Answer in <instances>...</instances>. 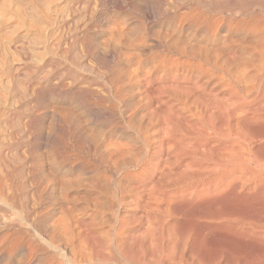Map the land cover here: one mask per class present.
Masks as SVG:
<instances>
[{
	"label": "bare ground",
	"instance_id": "1",
	"mask_svg": "<svg viewBox=\"0 0 264 264\" xmlns=\"http://www.w3.org/2000/svg\"><path fill=\"white\" fill-rule=\"evenodd\" d=\"M89 1L113 15L49 36L35 152L0 139V264H264V0Z\"/></svg>",
	"mask_w": 264,
	"mask_h": 264
},
{
	"label": "rangeland",
	"instance_id": "2",
	"mask_svg": "<svg viewBox=\"0 0 264 264\" xmlns=\"http://www.w3.org/2000/svg\"><path fill=\"white\" fill-rule=\"evenodd\" d=\"M4 1H6V0H0V19H2V21H0V23L2 22L3 24H1L2 25V27H3V31H1L0 32V40H2V41H4V43H2V42H0V43H2V44H4V45H2V44H0V84H2V85H0V90L2 89V91H0V106H1V108H0V111L3 113H5V111H6V113H8V114H3V116H0V132L2 131V134L0 133V139L1 138H6V139H8V141H6L5 142V145H7V146H5L6 147V149H7V147H8V151H9V156L13 159V163H14V165H15V162H16V166H18L19 164V167H23V161H24V158L26 159L27 157V159L29 160L30 159V157H29V149H32L34 152H35V150H34V147H35V145H36V141L37 140H35L34 141V134H35V132H34V128H35V124L36 125H38V126H45L46 125V127L47 126H49L50 125V118H49V112H47V119L43 122V121H40V119L39 118H41V116L40 115H42V113H43V110H45V109H47L48 110V108H46V107H48L49 105H50V94H51V87H52V83H53V80H52V72H53V64L51 63L52 62V60H53V45H50L51 43H50V35H51V33L55 36L57 33H58V31H60L59 32V34H62V33H66L68 36H70V35H72L73 33H74V30L75 31H79L80 29H82L83 28V26H84V24L87 22V26L88 27H86V26H84V27H86V29H87V35H86V38L85 39H87V40H89V41H93V39H92V37L94 36V35H97V34H99L100 32H102V30L104 29V25H105V23H106V20L107 19H109L111 16H110V14L111 15H113L112 14V12H111V10L110 9H107V6L105 5L104 7H103V5L104 4H102V3H98L97 2V4H95V6L98 8H96L95 6V8H96V10H98V12H96L95 11V8L94 7H90V5L88 6V8H87V10H86V7H84L83 5L81 6V8L80 9H78L76 12H74L75 10H72V7H73V3H72V0H58V1H51V0H45L43 3H42V1L43 0H39V1H35V0H29L30 1V3H29V1L28 0H8L6 3L4 2ZM28 3H27V2ZM52 3H51V2ZM94 0H90L89 2L91 3V4H94V3H92ZM113 1H115V0H113ZM3 2H4V4H6L7 5V3L9 4V3H11V2H13V4L14 5H16L15 6V8L13 7L14 5L11 3V5H5V7L2 5L3 4ZM17 2L19 3L18 4V7H17ZM59 2V3H58ZM60 2H61V4H60ZM25 3V4H24ZM27 3V4H26ZM40 3H42L41 5H40ZM49 3V4H48ZM63 3V4H62ZM66 3V4H65ZM68 3V4H67ZM24 4V5H23ZM31 4V5H30ZM41 7H39L38 5ZM49 5V9L48 8H46L48 5ZM55 4H57L56 6H55ZM102 4V6H100V5ZM110 4V3H109ZM26 5V6H25ZM43 5H44V7H45V9L43 8ZM45 5H47V6H45ZM68 7H67V6ZM71 5V6H70ZM24 6V7H23ZM50 6L52 7L51 9H50ZM54 6V7H53ZM59 6H60V8H59ZM70 6V7H69ZM91 6H93V5H91ZM99 6V7H98ZM7 7V8H6ZM11 7H12V9H11ZM56 7H57V9H56ZM90 7V8H89ZM24 8H26V9H24ZM29 8V9H28ZM35 8V9H34ZM62 8V9H61ZM63 8H64V10H63ZM83 8H85V10L83 9ZM101 8V9H100ZM103 8V9H102ZM18 9V10H17ZM66 9V10H65ZM70 9V12L68 11V10ZM91 9H93V11H91ZM107 9V10H106ZM10 10V11H9ZM18 12L19 10H20V12L19 13H16V11ZM23 10V11H22ZM56 10V11H55ZM63 10V11H62ZM84 10V11H83ZM88 10H90L91 12H89ZM28 11V12H27ZM33 11H34V14H33ZM45 11V12H44ZM58 11V12H57ZM66 11V12H65ZM23 14H22V13ZM55 14H54V13ZM83 12V13H82ZM88 12V13H87ZM103 14H102V13ZM20 13L22 14V17H21V15H20ZM27 13V14H26ZM32 13V14H31ZM49 15H47V14ZM66 13V14H65ZM70 13V14H69ZM87 13V14H86ZM91 13L93 14H96V16H97V13L98 14H100V15H98L97 17H98V19H97V17H94L95 15H93V17H92V15H91ZM19 16H18V15ZM31 14V15H30ZM57 14V15H56ZM82 14V15H81ZM88 15L87 17H86V15ZM90 14V15H89ZM16 15H17V18H16ZM25 15V16H24ZM29 15H30V17H29ZM47 15V16H46ZM59 15H61V16H59ZM64 15H66V16H64ZM68 15V16H67ZM85 15V16H84ZM102 15H104V16H102ZM1 16H2V18H1ZM41 16V17H40ZM51 16V17H50ZM72 16V17H71ZM23 17H25V19L23 18ZM36 17V18H35ZM68 17V18H67ZM75 17V18H74ZM90 17H92V19L90 18ZM102 17H104V18H102ZM105 17H107L106 19H105ZM4 18V19H3ZM51 18H53V19H55V20H52ZM57 18V19H56ZM61 20H60V19ZM81 18H82V20H81ZM100 18V19H99ZM21 19H24V21L22 20L21 21ZM31 22V24H32V26L30 25V23H29V21ZM32 19V20H31ZM35 19H36V21H35ZM49 19V20H48ZM70 19V20H69ZM78 19H80V22H79V20ZM88 19V20H87ZM89 19H91V20H89ZM95 19V20H94ZM103 19V20H102ZM16 20V21H15ZM62 21L63 23H62V25H59V24H57L58 22H60V21ZM71 20H73L72 22H71ZM94 20V21H93ZM101 21V22H98V21ZM4 21V22H3ZM21 21V22H20ZM28 21V22H27ZM39 21H40V23H39ZM46 21V22H45ZM48 21V22H47ZM53 21V22H52ZM58 21V22H57ZM75 21L78 23H75ZM92 21V25H91V22ZM103 21V22H102ZM9 22V23H8ZM42 22V23H41ZM85 22V23H84ZM36 23V24H35ZM47 23V24H46ZM48 23H50L51 24V26L50 27H53V31L50 29V27L49 26H45V25H48ZM53 23V24H52ZM55 23V24H54ZM69 23V24H68ZM72 23H74V24H71ZM84 23V24H83ZM100 23H101V25H100ZM28 25V26H26V25ZM45 24V25H44ZM9 25V26H8ZM30 25V26H29ZM36 25V30L35 29H33V27ZM56 25H58L59 26V28H56L57 26ZM65 25V27H63ZM98 25H100V26H98ZM8 26V27H7ZM16 26H18V27H16ZM41 26V27H40ZM55 26V27H54ZM92 27V29H91V27ZM39 27H40V29H39ZM47 27H48V30H47ZM61 27H62V29H61ZM68 27H69V29H68ZM73 27H74V30H72L73 29ZM95 27H96V29H95ZM100 27H101V29H100ZM57 30H56V29ZM7 29V30H6ZM16 29L18 30V31H16ZM22 29H23V31H22ZM79 29V30H78ZM1 30H2V28H1ZM13 30V31H12ZM28 30V31H27ZM38 30V31H37ZM45 30H47L48 31V37H46L45 38V41L44 42H46V43H41L42 45H46V46H44V47H39V46H42L41 44H39L38 45V43H40L42 40H43V37L44 36H42L41 34H43V31L45 32ZM63 30V31H62ZM67 30V31H66ZM92 31V32H90V31ZM97 30V31H96ZM99 30V31H98ZM5 31H7V32H5ZM21 31V32H20ZM42 31V32H41ZM46 31V32H47ZM71 31V32H70ZM41 32V33H40ZM50 32V33H49ZM73 32V33H72ZM12 33V34H11ZM31 33V34H30ZM32 33H34V34H32ZM70 33V34H69ZM96 33V34H95ZM10 34L12 35L11 37H10ZM62 34V36L64 37V38H67V35L65 34ZM90 34V35H89ZM8 35V36H7ZM13 35H15V36H13ZM3 36H5L4 38H3ZM23 36H25V38L23 37ZM42 36V37H41ZM50 36V37H49ZM53 36V37H54ZM81 36V35H80ZM7 37V38H6ZM53 37H51V38H53ZM90 37V38H89ZM13 38H14V40H13ZM4 39V40H3ZM6 39V40H5ZM20 41H19V40ZM10 40V41H9ZM9 42V43H8ZM25 42V43H24ZM64 42V41H63ZM6 43V44H5ZM16 43V44H15ZM50 43V44H49ZM17 44L19 45V46H17ZM23 44H24V46H23ZM64 44L65 43H62V48L64 49V50H66V48L64 47ZM7 45V46H6ZM10 45V46H9ZM15 45H16V47H15ZM25 45H27V46H25ZM9 46V47H8ZM23 46V47H22ZM38 48H37V47ZM5 47V48H4ZM6 47H8L7 49H6ZM19 49H18V48ZM27 47V48H26ZM101 47V46H100ZM100 47H98V53H100L99 55H98V58H103V56H104V53L102 52V47L100 48ZM37 48V49H36ZM43 48V49H42ZM44 48H45V50H44ZM48 48L50 49V50H48ZM51 48H52V50H51ZM76 49H79V52H80V48L77 46V47H75ZM4 49V50H3ZM23 49V50H22ZM26 49V50H25ZM27 49H29V50H27ZM41 49V50H40ZM13 50H15V51H13ZM18 50V52H16ZM20 50V51H19ZM36 50V51H35ZM11 51H13V52H15V54H17V55H15L14 56V53L13 52H11ZM30 51V52H29ZM52 51V52H51ZM78 51V50H77ZM3 52H4V54H3ZM5 52H6V55H5ZM12 53L13 54V56H11L10 55V53ZM21 52V53H20ZM32 52V53H31ZM50 52V53H49ZM24 53V54H23ZM29 53V54H28ZM34 53V54H33ZM38 53V54H37ZM20 54V55H19ZM26 54V55H25ZM30 54H33L32 56H30ZM51 54V55H50ZM3 55H5L6 57H4ZM40 55V56H39ZM41 55H42V57H41ZM67 55V56H66ZM101 55V56H100ZM23 56V57H22ZM25 56V57H24ZM34 56V57H33ZM37 56V57H36ZM39 56V57H38ZM48 56V57H47ZM50 56V57H49ZM12 57H13V60L15 61V58H16V62L14 63V61L13 60H11L12 59ZM21 57V58H20ZM30 57V58H29ZM32 57V58H31ZM35 57L36 58H38V59H36L35 60ZM44 57V58H43ZM68 59H67V58ZM71 57V58H70ZM2 58H5V63L3 62V60L4 59H2ZM8 58H9V60H8ZM11 58V59H10ZM18 58V59H17ZM24 60H23V59ZM26 58V59H25ZM33 58H34V60H33ZM50 60H49V59ZM6 59H7V61H6ZM21 61H20V60ZM31 59V60H30ZM40 59V60H39ZM46 59V60H45ZM70 59H71V61H70ZM75 59V54L74 53H70V54H68V53H65L64 55H63V57H62V59H61V63H62V66L64 67V68H71V66H72V68H71V70L73 69V65H71V63L70 62H72L73 63V61L72 60H74ZM38 60V61H37ZM67 60V61H66ZM25 61V62H24ZM30 61H32V62H30ZM35 63H34V62ZM38 63H37V62ZM43 61V62H42ZM49 61H50V63H49ZM70 61V62H69ZM10 62H13V63H10ZM67 62L70 64H67ZM27 63H28V65H27ZM64 63V64H63ZM18 64V65H17ZM20 64V65H19ZM22 64V65H21ZM38 64V66L36 67V65ZM49 64V65H48ZM10 65V66H9ZM29 65H30V67H29ZM45 65V66H44ZM5 68H4V67ZM9 66V67H8ZM18 66V67H17ZM27 66H28V68H27ZM33 66V67H32ZM5 69H3V68ZM19 67H21V68H19ZM34 67H35V70H34ZM10 68H11V71H10ZM23 68H24V70H23ZM48 68V69H47ZM51 68V69H50ZM28 71H27V70ZM33 69V70H32ZM3 70H4V72H3ZM9 70V71H8ZM37 70V71H36ZM44 70V71H43ZM46 70H48V72H46ZM49 70H50V73H49ZM20 71V72H19ZM25 71H26V73H28V74H26L25 73ZM32 71H34L33 72V74L31 75V73H32ZM7 72V73H6ZM10 72H11V74H10ZM16 72V73H15ZM22 72V73H21ZM42 72H44V73H42ZM36 73V74H35ZM46 73H47V75H46ZM4 74H6V75H4ZM13 74L15 75V76H13ZM50 74V75H49ZM11 75H12V77H11ZM22 75V76H21ZM28 75V76H27ZM43 77H42V76ZM19 76V77H18ZM38 76V77H37ZM44 76H45V78L47 79H49V81H47L45 78H44ZM51 76V77H50ZM3 77V79H1ZM6 77V78H5ZM16 77V78H15ZM28 77V78H27ZM30 77V78H29ZM51 79H50V78ZM8 78V79H7ZM19 78V79H18ZM36 78V79H35ZM40 78V79H39ZM18 79V80H17ZM38 79V80H37ZM45 79V80H44ZM3 80V81H2ZM25 80V82H26V84H25V86H27V87H25L24 86V83L25 82H23ZM32 80V81H31ZM2 81V82H1ZM8 81V82H7ZM10 81V82H9ZM19 81H21V83L19 82ZM47 81V82H46ZM4 82V83H3ZM5 82H7V83H5ZM12 82H13V84H12ZM20 83L19 85H18V83ZM28 82V83H27ZM30 82V83H29ZM38 82H40V83H38ZM43 82H44V84H43ZM10 83V84H9ZM23 83V84H22ZM34 85H33V84ZM37 83H38V85H37ZM8 86H7V85ZM12 84V85H11ZM16 84V85H15ZM41 84V85H40ZM10 85H11V87H10ZM30 85V86H29ZM12 86H14V87H12ZM16 86V87H15ZM19 86V87H18ZM20 86H23L24 87V89L26 90H23V87L21 88ZM38 86H39V89H38ZM46 86V87H45ZM6 89H5V88ZM30 87V88H29ZM34 87V88H33ZM40 87H41V89H42V91H40ZM43 87H45L44 88V91H43ZM12 88V89H11ZM31 88H33V89H31ZM14 89V90H13ZM19 89V90H18ZM22 89V90H21ZM6 90V91H5ZM9 90H10V92H9ZM11 91H12V93H11ZM18 91H19V93H18ZM29 91V92H28ZM32 91V92H31ZM39 91V92H38ZM4 92V93H3ZM8 92V93H7ZM26 92V93H25ZM39 94H38V93ZM41 92H43V93H41ZM47 92V93H46ZM11 93V94H10ZM16 93H18V94H16ZM21 93H23V94H21ZM29 93V94H28ZM5 94H7L8 95V98L7 99H10V100H8V102L5 104V106H3V105H1V103L4 101V99H5ZM4 95V96H3ZM11 95V96H10ZM17 95V96H16ZM22 95V96H21ZM25 95V96H24ZM35 95L36 97H33V96ZM28 96V97H27ZM32 96V97H31ZM27 97V98H26ZM16 98H17V100H16ZM19 98V99H18ZM23 98V99H22ZM24 98H26V99H24ZM36 98V99H35ZM49 98V99H48ZM15 99V100H14ZM32 99V100H31ZM42 99H44V102H43V100ZM38 100L40 101V102H38ZM11 101H13V102H11ZM19 101V102H18ZM21 101H23V102H21ZM27 102H28V104H27ZM34 102V103H33ZM36 102V103H35ZM21 103V104H20ZM46 103V104H45ZM17 104V105H16ZM39 104V105H38ZM43 106V107H41V106ZM47 105V106H46ZM26 106V107H25ZM34 106H35V109H34ZM17 107V108H16ZM26 109H25V108ZM9 108V109H8ZM44 108V109H43ZM3 111H2V110ZM16 109V110H15ZM29 109V110H28ZM31 109V110H30ZM37 110V111H36ZM9 111V112H8ZM28 111V112H27ZM35 111V112H34ZM42 111V113H40ZM0 112V113H1ZM17 112V113H16ZM23 113V114H22ZM38 115H37V114ZM15 114H16V116H15ZM27 114H28V116H27ZM8 115V116H7ZM19 115V116H18ZM21 115V116H20ZM14 118V120H13V118ZM25 116V117H24ZM23 118V119H22ZM36 119V120H35ZM38 119V120H37ZM49 119V120H48ZM2 120V121H1ZM6 120H7V122H6ZM10 120V121H9ZM21 120V121H20ZM27 120H29V123H30V121H31V123L30 124H32V127H33V129H32V127H31V125H30V130L32 129V131H28V128H26L25 126L27 125ZM27 121V122H26ZM36 121V122H35ZM37 121H40V122H37ZM5 123V125H4V123ZM18 122V123H17ZM35 122V123H34ZM1 123H3V124H1ZM21 123V124H20ZM40 123V124H39ZM45 123V124H44ZM7 124V125H6ZM13 124V126H11ZM23 124V125H22ZM34 124V125H33ZM3 125H4V127H3ZM10 125V126H9ZM2 126V127H1ZM23 127V128H22ZM45 127V128H46ZM5 130L4 132H3V129ZM16 128V129H15ZM24 128H26V130L24 129ZM45 128L43 129V132H44V130H45ZM6 129H7V132H6ZM24 129V130H23ZM15 130V131H14ZM17 130V131H16ZM23 132H22V131ZM8 131H9V133H8ZM20 132H22V133H20ZM25 132H27V133H25ZM32 132V133H31ZM46 133L45 134H43V136L46 138L47 137V135L46 134H48L49 136H48V138L50 137V131H45ZM4 133V134H3ZM12 133V134H11ZM14 134V136H12V137H10L11 135H13ZM18 134V135H17ZM27 136H26V135ZM3 135V136H2ZM10 135V136H9ZM22 135H24L23 137H22ZM33 135V136H32ZM6 136V137H5ZM30 136V137H29ZM29 137V138H28ZM32 137V138H31ZM10 138H13L15 141H13V140H11ZM17 138H21V139H18L17 140ZM21 140V141H20ZM28 140L30 141L29 143H28ZM32 140H33V142H32ZM10 141V142H9ZM18 142V144H16L17 142ZM20 141V142H19ZM8 142V143H7ZM16 142V143H15ZM26 144H25V143ZM21 143V144H20ZM33 145H32V144ZM12 146H11V145ZM35 144V145H34ZM14 145V146H13ZM27 145V146H26ZM30 145V146H29ZM4 147V148H5ZM17 147V148H16ZM20 147V148H19ZM31 147H33V148H31ZM15 149V150H12V149ZM10 149V150H9ZM24 150H25V152H24ZM13 151V152H12ZM18 153H17V152ZM21 153H20V152ZM15 152H16V154H15ZM33 152V153H34ZM12 153V154H11ZM14 153V154H13ZM23 153H25V154H23ZM11 154V155H10ZM20 154H21V156H20ZM15 155V156H14ZM13 157H16V159L15 158H13ZM26 159V160H27ZM22 160V161H21ZM22 163V164H21Z\"/></svg>",
	"mask_w": 264,
	"mask_h": 264
}]
</instances>
